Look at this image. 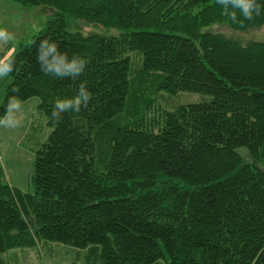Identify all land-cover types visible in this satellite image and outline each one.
<instances>
[{
	"label": "trees",
	"instance_id": "1",
	"mask_svg": "<svg viewBox=\"0 0 264 264\" xmlns=\"http://www.w3.org/2000/svg\"><path fill=\"white\" fill-rule=\"evenodd\" d=\"M12 1L51 13L10 57L0 117L8 97L36 96L49 130L31 192L0 165V255L59 242L89 264H264V39L212 29L264 28V9L252 20L237 11L240 24L216 0ZM47 37L89 61L81 76L40 71ZM81 82L87 108L55 122L56 98ZM180 91L201 97L156 105Z\"/></svg>",
	"mask_w": 264,
	"mask_h": 264
},
{
	"label": "rangeland",
	"instance_id": "2",
	"mask_svg": "<svg viewBox=\"0 0 264 264\" xmlns=\"http://www.w3.org/2000/svg\"><path fill=\"white\" fill-rule=\"evenodd\" d=\"M50 13L51 11L43 5L23 6L16 1L0 0V27L7 28L15 37L7 44L0 45V58L11 57L17 48V43L28 39L41 29ZM69 28L79 29L81 32L102 31L101 28L74 21H70ZM212 29L229 34L238 40L264 39V28L249 30L245 33L231 31L218 25L212 26ZM7 81L8 77L0 78V101ZM200 97L201 95L195 92L180 91L172 95L162 93L155 102L161 108L171 110L178 104L196 102ZM21 102L23 119L20 126L12 129L0 128V165L3 178L8 184L16 186L21 191L31 192L34 149L45 138L49 128L45 124L41 111L37 108L36 96ZM240 148L245 150L243 147ZM241 153L245 155L244 151ZM85 254L83 249L50 242L47 247L38 243L25 249H13L0 255V259L4 262L3 264H89L88 261H83ZM90 257L94 259L92 255Z\"/></svg>",
	"mask_w": 264,
	"mask_h": 264
},
{
	"label": "clouds",
	"instance_id": "3",
	"mask_svg": "<svg viewBox=\"0 0 264 264\" xmlns=\"http://www.w3.org/2000/svg\"><path fill=\"white\" fill-rule=\"evenodd\" d=\"M221 5L224 14L232 20L233 23L243 24V20H252L254 16H259L264 4L258 0H216ZM229 8L232 11H229ZM237 11L243 20L237 16ZM14 34L7 28L0 27V45L7 44L13 40ZM36 60L40 66V71L45 76H53L58 79L71 78L75 80L81 76L89 61L81 56L72 55L69 57L66 51L60 50V45L53 41L51 37L40 41ZM15 70V61L10 57L0 58V78L7 77ZM18 89L14 88L13 92ZM92 93L89 91L86 82H81L76 95L71 98L57 97L51 114V118L59 123L63 119L64 113H79L82 108H87ZM22 102L17 95L8 97L5 113L0 117V128L12 129L20 126L23 116L21 112Z\"/></svg>",
	"mask_w": 264,
	"mask_h": 264
}]
</instances>
